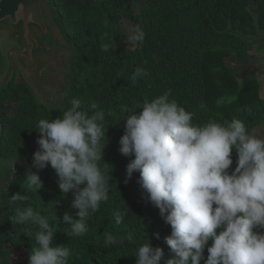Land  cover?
Wrapping results in <instances>:
<instances>
[{
	"label": "clouds",
	"instance_id": "obj_1",
	"mask_svg": "<svg viewBox=\"0 0 264 264\" xmlns=\"http://www.w3.org/2000/svg\"><path fill=\"white\" fill-rule=\"evenodd\" d=\"M145 35L140 24L127 30L133 46L142 45ZM116 47L111 37L102 50L110 54ZM147 74L137 66L130 81L135 84ZM171 97L167 89L136 107H125L120 118L124 132L118 141L120 154L134 157L126 165L124 182L138 173L140 190L170 226L164 243L173 258L164 264H264V136L253 134L235 117L194 122L195 113ZM236 99L225 94L216 100V107ZM68 103L60 117L36 123L38 149L32 154V168L37 171H26L21 190L36 195L43 188L38 172L50 166L59 190L73 192L71 207L78 210L79 219L65 212L57 220L53 212L45 216L32 206L15 207L11 222L35 241L28 264H69L72 249L52 246L55 233L61 230L58 225H68L62 229L67 236L85 235L91 214L108 201L113 188L109 166L101 162L107 143L106 117L112 113L95 101L87 107L78 98ZM199 108H206L204 102ZM126 112L130 114L125 119ZM233 151L235 167L229 172ZM15 162L16 158L10 165L12 173ZM28 199L18 192L7 203L15 206ZM128 214L125 205L114 212L115 224L123 223ZM103 237L105 248L125 239L112 233ZM126 239L133 241V234L129 232ZM131 255L135 264H161L163 250L151 246L144 236Z\"/></svg>",
	"mask_w": 264,
	"mask_h": 264
},
{
	"label": "trees",
	"instance_id": "obj_2",
	"mask_svg": "<svg viewBox=\"0 0 264 264\" xmlns=\"http://www.w3.org/2000/svg\"><path fill=\"white\" fill-rule=\"evenodd\" d=\"M132 0H101L98 5H90L87 0H67L68 14L78 15L82 21L96 25V31L103 32L105 23L112 19L107 8L130 7ZM47 3V0H45ZM144 3L154 9L151 24L140 25L145 31V40L142 45L136 46L133 51H123L118 44L111 55L104 52L101 47L93 44L92 40L84 39L74 42L76 54L72 64L76 70L83 67L87 78L83 84L73 86L74 95L87 107L92 101L97 102L102 108L110 111L107 119L108 138L123 135L124 120H120L123 109L136 107L143 103L145 98L152 99L164 92V84L161 80L167 76L173 83L168 84L172 91V97L187 110L195 113L194 122L213 119H242L249 130L264 124V100L259 96V86L254 78H251L242 86H239L233 78L231 71L225 67L224 59L230 54L231 46L220 47L216 45L218 40H237L245 44L246 38L252 32V21L248 9L242 0H144ZM162 3V4H161ZM245 4V3H244ZM74 20V19H73ZM251 31V32H250ZM116 42L117 36L110 33ZM232 43V42H231ZM236 48V47H235ZM0 67L2 56L0 55ZM143 67L147 76L131 83L130 76L135 68ZM219 69V71H214ZM100 71L103 74L99 83H96L92 72ZM197 84V86H196ZM202 92L201 98L196 102L178 97L179 91L187 88ZM198 88V89H197ZM167 90V89H166ZM232 94L237 97L231 105L221 108L216 107V100L225 95ZM20 102L19 109L14 117H5L0 114L2 134L0 137V159L4 161L18 160V169L6 183L3 190V204L6 214L11 219L15 207L32 206L45 216H53L59 220L63 213L68 212L73 219H79L75 215L76 209L71 207L73 192L62 193L57 185V176L51 167H46L38 172L43 181V188L36 195L31 192L24 193L21 189L28 170L32 168V154L38 146L29 148L26 143L32 140L37 132L36 123L40 119H56L62 115V110L50 112L49 106H45L34 100L24 83L13 86L12 84L0 90V107L3 102ZM99 100V102H98ZM204 102L205 109L199 108V103ZM250 109L244 111L243 109ZM139 111V109H137ZM126 112L125 119L129 115ZM220 118H217V116ZM115 139V141H117ZM110 141H114L110 139ZM106 148L102 149L103 151ZM123 163L116 161L115 169L109 172V186L112 188L109 199L101 202L99 210L92 213L88 220V232L79 237L67 236L62 230L68 225L60 223V231L53 237L52 246H69L73 251V258L69 264H135L134 247L144 242L145 238L153 247L163 250L164 264L173 258L167 245L164 243L166 236L170 234V226L164 223L159 210L148 201L146 194L142 193L136 183L138 173L125 183V168L130 159ZM235 167L236 155L232 154ZM102 162V161H101ZM103 163V162H102ZM107 171H109L107 169ZM11 176V173H10ZM26 194L29 199L18 202L15 206H9L7 198L15 193ZM127 207L129 214L120 225L115 224L114 212ZM166 215V214H165ZM50 223H56L50 219ZM15 230L3 231L2 239L16 240L18 244L26 243L27 253H31L34 247V239L20 232L17 226H11ZM133 234V241L126 239L127 234ZM125 237L117 246L105 248L103 234ZM209 246L211 240L208 242ZM82 255V259L77 257ZM205 257L207 252L205 250ZM0 264L3 261V253L0 248ZM200 264H204L201 263Z\"/></svg>",
	"mask_w": 264,
	"mask_h": 264
},
{
	"label": "rangeland",
	"instance_id": "obj_3",
	"mask_svg": "<svg viewBox=\"0 0 264 264\" xmlns=\"http://www.w3.org/2000/svg\"><path fill=\"white\" fill-rule=\"evenodd\" d=\"M87 2L90 5H98L101 0H87ZM67 4V0H47V3H45L48 23L54 31L57 42V49L55 51L57 59L54 61L52 59L48 60L50 72L45 79V84L47 86L45 99L49 106V111L52 113L56 112L57 109L64 111L69 106L68 102L72 98V94L74 95L73 86L75 85L77 87L78 84H83V80L85 81L88 76L83 72V67L76 70L74 64H72L73 58L76 54L74 45L76 39L79 42L84 39L92 40L93 44L102 48L103 44H105L109 38V34L112 33L117 36L116 43L120 49L123 51H133L136 46H133L127 39V30L136 24H151V17L154 14V9L150 5L144 3V0H132L129 8L119 7L113 9L108 7L107 10L112 16V19L108 20L107 24L105 23L103 32H98L95 30V24L84 22L81 18L75 19V17L78 16L75 13L69 15V9L66 8ZM243 5L247 9L251 8L255 11L253 5L244 3ZM251 21L252 19L250 22ZM236 41L231 39L226 41V39H222L218 40L216 43V45L220 47L231 46L230 54L224 59L225 67L231 71L233 78L239 86H242L251 78H254L259 86V96L264 100V52L257 51L252 46L250 47L249 42H246L247 46L240 42L236 43ZM92 74L95 82L99 83L103 74H101L100 71L92 72ZM21 82L27 87L30 96L34 100L39 101L31 85L24 79V76L19 71H16L12 85L15 86ZM161 83L164 84L163 89L166 90L168 89V84L173 82L169 77L165 76L161 80ZM187 88L184 91L182 89L177 93L180 99H183L188 103L192 100L193 102H196L198 98H201L202 92L198 93V91L191 86L190 89ZM73 98H75V96ZM2 104L3 106L1 105L0 107V114L5 117H14L19 109L20 102H10L5 100ZM58 117L59 116H56V118ZM213 118L211 117V119ZM217 118H220V116L218 115ZM250 131L255 135L264 136V124H261ZM121 136V134L115 138L109 136V139H107L108 133H106L107 143L105 146L106 150L103 151L102 162L109 166V171L112 167L115 169L116 161L124 164V162L129 159V157L122 156L118 150V141ZM117 138L118 140L115 141ZM37 139L38 134L26 143L27 147L33 148L38 146L36 143ZM110 139L114 141L111 142ZM19 164L20 162L16 160L13 165V173L9 166L11 172L10 179L18 169ZM8 179L7 169L0 166V248L3 253V261L5 264H28L30 254L27 253L28 246L26 243L18 244L16 240L11 239L4 241V239H2L3 231L15 230L11 226L17 227V225H14L11 220L8 219L9 216L6 214V208L2 202L4 197L3 190ZM79 258L82 259L81 254L77 257V259ZM201 263L204 262L201 261Z\"/></svg>",
	"mask_w": 264,
	"mask_h": 264
},
{
	"label": "water",
	"instance_id": "obj_4",
	"mask_svg": "<svg viewBox=\"0 0 264 264\" xmlns=\"http://www.w3.org/2000/svg\"><path fill=\"white\" fill-rule=\"evenodd\" d=\"M56 49L45 0H0V90L11 85L19 71L34 89L37 102L48 106L45 79L50 72L48 60L57 59ZM1 134L0 124V137ZM11 162L0 159V166L7 169L9 179Z\"/></svg>",
	"mask_w": 264,
	"mask_h": 264
},
{
	"label": "flooded vegetation",
	"instance_id": "obj_5",
	"mask_svg": "<svg viewBox=\"0 0 264 264\" xmlns=\"http://www.w3.org/2000/svg\"><path fill=\"white\" fill-rule=\"evenodd\" d=\"M243 3L253 5L254 10L248 9L252 18V32L247 39L250 40L249 46L255 48L257 51L264 52V0H242ZM252 11V12H251ZM247 42V41H246ZM245 42L244 45H247ZM248 46V45H247ZM245 48V47H244Z\"/></svg>",
	"mask_w": 264,
	"mask_h": 264
}]
</instances>
